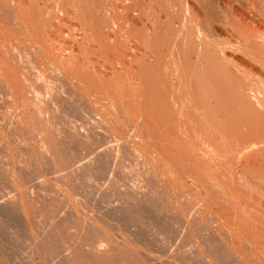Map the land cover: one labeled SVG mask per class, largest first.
<instances>
[{
	"label": "rangeland",
	"instance_id": "rangeland-1",
	"mask_svg": "<svg viewBox=\"0 0 264 264\" xmlns=\"http://www.w3.org/2000/svg\"><path fill=\"white\" fill-rule=\"evenodd\" d=\"M70 1L0 0V35H2L0 37V264H89L90 261V264H101L103 261H97L98 263L94 261L96 262L94 263L92 258L96 255L95 253L105 251L110 252L109 259L108 257L104 259V262H107L106 264H204L205 262L202 263L203 260H200V257L203 258L204 256L217 262L213 264H237L236 260L238 257L240 259V256L243 259L245 258L246 264L247 262L256 261L258 256H253L255 253L249 249V245H243L246 243L236 245L238 256L236 252L233 253L234 256L228 254L229 251L221 242H225V240H222L226 239L225 234L215 230L217 229L215 228L216 224L212 223V219L207 213L203 214V206L200 203L206 202L207 206L209 205L208 207L213 204L211 207L217 209L218 212L225 210L221 214H226L228 211L227 214L231 218L228 216L225 223L229 224L227 226L230 229L236 228L234 224L235 211L232 207H229L230 205L225 204L221 200L222 198L220 199L221 196L217 188L199 169L197 171L201 174V184L199 182L197 186L194 185L188 177L190 175L188 163L179 162L180 156L178 155V159L177 154L165 148L172 144H170L171 141L167 143L162 135L167 134V132H178L176 126L178 123L177 115L172 116L174 111L172 97L180 92L177 86L171 88L169 84L163 85L161 82L160 85L163 86L158 84L159 86L156 87L149 83L144 88H137L138 91L136 89L134 92V98L136 99L133 101V115L132 117H126L115 107H112L108 99L101 100L97 97L96 92L91 91L90 98L84 96L85 92L80 89L79 84L74 86L77 81L72 76L70 79L68 76L59 75L53 68L54 66L57 67L56 64L58 66L62 64L61 67H66V65L64 66L65 62L63 63L65 60L60 57L63 54L65 57L68 54L75 53L80 58L84 56L82 59L86 61H93L94 56L92 53H97V56L102 53V56H108L106 58L107 66H105L107 68L110 66L112 59H115L118 54H123V56L125 54L130 56L131 54L132 56L134 53L138 57V60L134 62L136 64L133 65L134 72H137V70L144 71L147 68L145 72L149 73V77L151 75L150 78L154 76L152 80L155 77L165 78L171 71V60H174V55L180 53L177 46L179 43L181 45L183 43V36L179 39L177 34L175 35L180 28L179 21L174 19L171 25L163 18L164 22L159 23L157 26L158 36L157 41L153 42L156 44L154 47L153 43H143L145 33L140 36L141 32L143 33L146 27H149V24L146 25L145 20L134 19L129 21L123 19L125 22L121 21L124 26L121 21H118L112 27L111 20H109L111 19L112 10L105 7L108 6V4L105 5L107 0H104L105 3H102L103 0H96L98 1L97 4L95 0H82L83 2L79 0L78 3L81 2L80 9L84 8L83 13L86 10L90 13L89 6L92 8L95 4L97 6L99 4L101 6L102 4L105 5L102 6L105 10L99 11L101 15L96 14L95 17L92 14L89 16L88 13H85L86 18L89 20L87 21L86 18L77 17V12L72 7L74 0ZM142 1L145 2L146 0ZM93 17L94 19H92ZM187 24L185 25V31L189 28ZM100 25L104 27L102 28ZM199 25H201L200 22L196 26ZM55 26L57 28L61 27L62 30L61 38H56V40L54 36L57 28ZM96 26L102 32L98 31ZM131 29L135 32L137 39L135 38V42L129 43V38L126 35ZM170 29H174L172 30L174 33ZM220 29L221 31L217 32L219 34L216 40L218 44L221 42L222 46L223 41L227 40L229 43L231 42L229 47L234 48L227 49L228 47L225 45L223 46L226 48L222 46L221 49L220 47H214L215 53L221 54L224 50L230 67L235 69L236 66V70H239V73H242L241 75L247 74L248 80L255 83L259 79V76H257L259 68H255L257 66L254 65L255 67L253 66L252 69L256 70L251 71V61L248 62L249 64L245 62L246 59L243 55L235 49L238 43L231 37V34H227L222 28ZM217 30L219 31V28ZM50 34L53 35L51 38ZM166 34L170 38L165 37ZM102 35L106 37H102ZM172 37L174 40L176 38L177 41L173 42ZM167 38L169 39L167 40ZM63 41L73 42L70 43L72 45H69L72 49ZM35 47L38 49L36 50ZM47 47L50 49L48 50ZM69 48L71 53H69ZM182 50H184L183 46L181 52ZM89 53H91V56ZM157 56L159 57L157 58ZM114 59L112 64L115 63ZM99 60L101 62L105 61V59L100 58ZM239 62L238 66L237 63ZM54 63L56 64L54 65ZM112 64L111 66L114 67L116 63ZM115 67L116 70L120 71L119 77L123 74L120 80L125 82L127 78L125 68L118 63ZM166 70L170 71L167 73ZM250 72L253 73L250 74ZM177 73L173 75L176 76ZM19 76L23 79L21 80ZM171 78H173V81L175 80L174 76ZM253 79L255 80L253 81ZM191 90H193V87H191ZM79 92L84 93L83 96ZM141 97H144V101ZM31 98L38 101L39 105H29ZM135 102L136 104H134ZM162 102L166 103L165 106H169H163L164 103ZM170 103L172 104L170 105ZM103 105L106 109H109L110 106L108 113L110 111L111 113L117 112L114 114L115 116L111 113L112 117L101 114L98 110L102 109L100 107H103ZM145 108L148 109L151 117L155 115L153 116L154 121L152 120L153 122L149 124L150 126L146 131L139 124L141 123L140 119L135 120L140 116L142 117L141 114H143ZM40 109L44 114H38ZM140 109L142 112H140ZM118 114L122 115L117 117ZM190 114L187 116L189 122H185L186 126H189L186 127L188 132L196 135V130L201 127L199 128L201 132L198 129V134L203 135L204 124H200L202 121L196 117L195 113H193L195 116ZM187 119L184 118V121H188ZM138 131H143V136L139 134L141 138L135 135L139 133ZM146 133L151 134L157 143H153L152 138L147 137ZM210 143L214 144V142ZM217 146L213 145V148H217ZM159 150L161 152L167 151L169 154L165 153L160 158L157 156ZM153 152L154 155H152ZM166 154H168V158L172 159H169L170 164L167 161ZM176 159L178 160L176 161ZM168 169L172 172H169ZM155 177L161 178L155 181ZM163 177H165L164 181ZM161 179L162 182H160ZM165 179L167 181L170 179V182H166ZM224 214L223 217H225ZM186 223L190 224L191 230L185 226ZM230 229L227 228L228 231ZM234 229H231L230 232L236 237L240 235L239 237H242L245 241L244 238L246 237ZM210 241L213 245H208L212 244ZM81 243L84 244L81 245ZM209 247L212 248H210L211 251ZM124 250L127 252L126 255L129 254L125 255L127 260L120 259L123 261L121 263L120 260L116 259L120 257L117 255ZM207 251L210 252L207 253ZM74 260L75 262H73Z\"/></svg>",
	"mask_w": 264,
	"mask_h": 264
},
{
	"label": "bare ground",
	"instance_id": "bare-ground-1",
	"mask_svg": "<svg viewBox=\"0 0 264 264\" xmlns=\"http://www.w3.org/2000/svg\"><path fill=\"white\" fill-rule=\"evenodd\" d=\"M98 1H100V0H98ZM98 1H96V4ZM70 2H72V0ZM78 2H79V0H77V1L74 0L73 4L71 3L72 7L77 12V13L75 12L77 14V17L85 19L86 18L85 13H88V12H86L88 10H86L85 13H83L82 10L84 8L80 9L79 6H80L81 2L80 3H78ZM103 2H104V0L102 1V3ZM96 4H95V6H92V8H91V6H89L90 7V11H89L90 13H88L89 16H90V14H92L95 17H96V14L101 15V13H99V11L100 10L104 11L105 8H103V7L108 4V6H105V7H107L108 10H112V15L110 16L111 19H109V18H107V19L111 20L112 27L114 24L116 25L118 21H121V20L124 21L123 19L129 20V21L134 20V19L145 20L147 23L146 25L149 24V27H146L145 31L143 33L141 32L140 36L145 33V36H144L145 38L144 39L142 38L143 40L142 39L141 40L143 41V43H147V44H151L153 42L155 43L157 41V36H158L157 35V26L159 25V23L164 22L163 18L166 19L165 21H167L171 25L173 24L174 19H177V21H179L178 23H180V26H179L180 28L177 31V33H175V35L177 34L179 39L183 36L182 37L183 43H182V45H181V43H179V45L177 46L180 53L177 52L178 54H176L174 52L177 56L174 55L176 58L174 57V60H171V63H170V65L172 66L173 71H174L173 74L178 72L176 74V76L172 74L173 71H172V68H170L171 66L169 65V68L171 70V71L170 70L169 71L172 74V76L175 77L176 81L175 80L173 81V78H171L172 76H170L171 75L170 73L166 76L164 75L165 78L164 77L163 78L155 77L154 80H152V78L154 76L152 78H150L151 75H150V77L148 76L149 73L145 72L147 68L144 71H138L137 70V72H134L133 65L136 64L134 62L136 60H138V57L133 52H132L133 53L132 56H131V54H130V56L128 55L129 59L127 58L128 56L126 54H125V56H123V54L122 55L118 54L115 57V59L113 58L115 60V63H116V64L113 63V64H115V66H117V63H118L119 65H121L122 67L125 68V74L127 77L125 82H122L120 80V77L122 79L123 74H121L119 77L120 71L116 70L115 66H114L115 68L113 66H111L113 59H112V61L110 60L111 61L110 66L106 68L105 67V66H107V64H106L107 59L106 58L108 56L104 57V55L102 56V53H99V52H98L99 53L98 56L96 55L97 53L95 54V53H92L93 51L91 52L92 55L94 56L93 61H88V60L86 61L85 59H82L84 56L82 58H80V57H78L79 55L77 56V55H75V53L68 54L65 57H64V54L60 55L61 59L65 60V61H63V63L65 62L64 66L66 65V67H63V66L61 67L62 64L60 66H58V64L54 63V65L56 64L57 67L54 66L53 68H55V71L59 75L68 76V77H70V79L72 76L73 79L75 81H77V83L74 84V86L79 84V86L81 88L79 86L78 87L85 92V94L82 92H79V93H81V95L84 94V96H87V98H90L89 97L90 92L91 91L96 92L95 94H98L97 97L101 98V100L102 99L104 100L105 98L108 99L110 101V105L112 107H115L120 113L124 114L126 117H132V115H133V113H132V111L134 110L133 109V107H134L133 101L136 99V98H134V95H135L134 92L137 88L138 89L144 88L149 83L152 84L153 86L158 87L161 82L163 83V85L169 84L171 86V88H176L174 86H177V88L180 89V92H179V94L177 93L178 95L175 94L176 96L172 97L174 108H175V109L173 108L174 111L172 110L173 111L172 116L174 117L177 115L176 119H177L178 123L176 124V126H177L178 132H175V133L167 132V134L163 133L164 135L161 134L162 136H164L167 143H168V141L172 142V143L170 142V144H172V145L171 146L169 145L170 149H169V147H165V148L168 151L171 150L175 154H177V158L179 155L180 156L179 157L180 159L178 158L179 162L183 161V162L188 163L189 168H190L189 169L190 175L188 177L192 180L194 185L197 186L199 184V182L202 180V179H200L201 174L197 171V169H199L201 172H203L205 174V176L217 188V190L221 196L220 199L222 198L221 200H223V202H225V204H227L228 206L230 205L229 207H232L233 211H235L234 217L236 216L235 217L236 219H234L235 220L234 224H235L237 229L236 228L235 229L231 228V229L236 230V232L238 231L239 234L241 232V235L243 234L246 237V238L243 237L245 239V241H243L242 237H239L240 235H237V237H236L232 232H230L231 229L229 228V226H227L229 224L225 223V219H228V216H229L227 214L228 211L226 212V214H224V213L221 214V212H223L225 210H223V211L221 210V212H218L217 209H215L214 207H211L213 204L210 207H208L209 205L207 206L206 202H201V200H199L201 202L200 204L203 206V209H202V212L204 211L203 214L207 213L211 217L212 223L216 224L215 228H217V229H215V230H219L221 233L225 234L226 239H222V240H225V242L224 241H221V242H223V245H225V247L229 251L228 254L232 256L233 253L236 252V248H237L236 245L239 246V245H242L241 243H246L243 245H249V249H251L255 253V255H253V256L254 257L256 255L258 256V259L256 258V261L254 260L253 262H249V263L247 262V264H253V263L264 264V0H146L145 2L142 0H107L105 5L102 4L103 7L100 4H99L100 6L99 5L97 6ZM177 8H178V11H177ZM29 10H31V9H29ZM174 11L177 13H175ZM28 12H30V11H28ZM52 12H53V10H52ZM136 13H138V14H136ZM92 15H91V17H92ZM91 17H90V19H91ZM92 19H94V17ZM86 20L89 21L87 18H86ZM122 21H121V24L124 26ZM135 21H137V20H135ZM94 22H96V21H94ZM199 22L201 25L196 26L199 24ZM186 23H188L187 26L189 25V28L187 29V31H185L186 30V28H185ZM44 24H46V23H44ZM104 24H106V23H104ZM109 24H110V22H109ZM190 26H191V28H190ZM100 27H102V26L100 25ZM107 27L109 28V26H107ZM60 28H57V30L55 31L56 32V34L54 36L55 40H56V38H61V36H62V30ZM96 28H98V27L96 26ZM114 28H115V26H114ZM218 28H219V31L217 30ZM220 28L224 29L227 34L228 33L231 34L232 35L231 37H233L235 39L236 43H238L236 45L237 47H235V49H236V51H238V53H241L243 55L244 59H246V61L245 60L244 61L247 63L249 61H251L250 62L251 63L250 70L251 71L254 70V69H252L254 65L257 66V67L254 66L255 68H257V69L259 68V73L257 74V76H259V79L256 80L255 83L251 82L252 80L251 81L248 80L247 74L244 73V75H241L242 73L241 72L239 73V70H236V66H235V69L233 67L232 68L230 67L229 63H227V62H229L227 55H225V52H223L224 50H222L221 54L215 53L214 47L215 48L220 47V49L222 48L223 45L227 46L228 47L227 49L232 47V46L229 47V44L231 42L229 43L227 40L225 42L223 41L222 46H221L220 41H219L220 42L219 44H218V41H216L219 37L218 33L221 31ZM122 29H120V30L122 31ZM170 30L172 31L174 29H170ZM98 31H100L99 28H98ZM107 31H108V29H107ZM115 31H116V29H115ZM100 32H102V31H100ZM100 32H99V34H100ZM127 33H128V31H127ZM167 33H168V31H167ZM171 33H170V36L172 35ZM226 33H225V35H227ZM114 34H116V33H114ZM118 34H119V32H118ZM168 35H169V33H168ZM1 36L2 35H0V37ZM49 36H50V38L52 37L51 34ZM103 36H105V35H102V37ZM126 36H128V38H129L128 39L129 43L135 42L134 40L136 37H135V32L133 31V29H131L130 32L128 33V35H126ZM166 36H167V34L165 35V37ZM170 36H167V37L170 38ZM111 37H113V36H111ZM173 37H172V39L174 42L176 40V38L174 40ZM169 38H167V40ZM92 39H93V37H92ZM116 39H118V38H116ZM97 40H99V39H97ZM182 40H181V42H182ZM48 41H47V43H48ZM88 41H90V40H88ZM63 43L69 46V45H72L70 43H73V42L69 41V43H68V41H63ZM52 44H50V45L52 46ZM114 44H117V43H114ZM32 45H34V44H32ZM39 45H40V43H39ZM98 45H99V43H98ZM155 45L156 44H154V47H155ZM182 46H183L184 50H182V52H181ZM42 47H40V49H42ZM69 47H71V46H69ZM85 48H83V49H85ZM224 48H226V47H224ZM232 48H234V47H232ZM37 49L38 48H36V50ZM49 49L50 48H48V50ZM71 49H72V47H71ZM62 50H64V49H62ZM69 50H70V48H69ZM127 50H128V48H127ZM97 51H99V50H97ZM183 51H185V52H183ZM69 53H71V50ZM91 53H89L90 56H91ZM38 54H39V52H38ZM59 54H58V56H59ZM218 55H220V56H218ZM43 56H44V54H43ZM50 56H52V55L50 54ZM158 57L159 56H157V58ZM49 58H51V57H49ZM88 58H91V57H88ZM99 58L102 60L105 59V61L103 60V62H101L99 60ZM226 58H227V60H226ZM237 64L239 66L240 62ZM68 66H71L72 69H71V67H68ZM238 66H237V68H238ZM58 67H60V68H58ZM78 68H80V69H78ZM117 69H118V67H117ZM9 71H10V69H9ZM39 71H40V68H39ZM169 71H167V73ZM154 72H156V71L154 70ZM253 72H250V74ZM122 73H124V72H122ZM125 74H124V76H125ZM181 74H184V75H181ZM255 75H254V78L256 77ZM155 76H156V74H155ZM20 79H21V77H20ZM65 79H66V77H65ZM70 79H68V80H70ZM73 79H72V81H73ZM124 79H125V77H124ZM254 80L255 79H253V81ZM12 84H13V82H12ZM163 85H160V86H163ZM191 87H193V90H191ZM138 89L136 91H138ZM91 94H92V92H91ZM56 97H57V95H56ZM144 97L143 98L141 97L142 101H144ZM169 99H170V97H169ZM162 100H163V98H162ZM164 102H166V101L164 100ZM164 102H162V103H164ZM105 103H109V102H105ZM30 104L32 106L39 105V102L36 101L35 99H32L29 101V105ZM134 104H136V102ZM165 104L166 103H164L163 106H165ZM171 104L172 103H170V105ZM104 106L105 105H103V107H100L102 109L98 110L101 112V114H104L105 116H111V117H112L111 114H113V116H115L114 114L117 112L111 113V111H110V113H111L110 114V113H108V111L110 110V106H109V109H106ZM168 106H165V107H168ZM146 109L147 108H145V110H143L144 112H143V114H141L142 117L139 115L140 117L135 119V120L140 119L141 123H139L138 121H136V122L141 124V126L144 128L143 129L144 131H146V129H148V126H150L149 124L154 121L153 116H155V115H152V117H151V114L148 112V109L147 110ZM26 111H28V110H26ZM140 112H142L141 109H140ZM165 112L167 113L168 111H165ZM187 113H189V114L195 113L196 117H198V119L203 122V123L201 121H200L201 123L199 122L200 124H204V128H203L204 132L202 133L203 135L198 134L199 130H200L199 128H201V127L198 128L199 130L197 129L198 131L196 130V132H197L196 135L192 134V132H190V133L188 132L187 128L189 126L187 127L186 123L189 122V120L187 119V116L189 114L187 115ZM38 114L42 115V114H44V112L41 111V109H40ZM122 114H118L117 117H119V115H122ZM195 114H193V115L195 116ZM5 116H6V113H5ZM25 117H24V119H25ZM191 117H193V116H191ZM27 118H28V116H27ZM184 118H186L188 121H186V120L184 121ZM182 119H183V121H182ZM198 119H195V120L197 121ZM111 122H113V121H111ZM196 124H198V123H196ZM196 124H195V126H196ZM136 127H138V126H136ZM162 129H164V128H162ZM141 130H142V128H141ZM111 131H113V130H111ZM149 131H151V130H149ZM138 132H139L138 134H135V135H137V137L139 136V134L142 135L143 131H138ZM200 132H201V130H200ZM134 133H136V132H134ZM146 134L148 135L147 137L152 138V140L154 141L153 143H155V144L157 143L155 138H153L151 136V134L150 135L148 133H146ZM44 138H45V136H44ZM164 138H162V139L164 140ZM170 138H172L174 141L171 140ZM119 139H120V137H119ZM160 141H161V138H160ZM215 141H217V142H215ZM210 142H214V144H212ZM215 143H217V144H215ZM213 145L214 146L218 145V146H217V148L216 147L213 148ZM164 146H166V145H164ZM167 146H168V144H167ZM138 150H140V149H138ZM157 153H158L157 156L161 158V156H163L165 153H168V152L167 151L161 152V150H159ZM168 154H166V157ZM152 155H154V152ZM170 156H172V155H170ZM169 159H170V157L167 160L168 162L170 160H172V159H170V160ZM178 159H176V161ZM170 162H169V164H170ZM166 164H168V163H166ZM172 168H173V166H172ZM179 168H180V166H179ZM202 169H204V170L202 171ZM169 172H172V171L169 170ZM149 173L151 174V172H149ZM173 174H174V172H173ZM162 175H164V174H162ZM152 176H154V175H152ZM158 178L160 179L161 177H158ZM158 178H156L155 181H158L159 180ZM164 178L165 177L162 178L163 181H164ZM162 179L160 182H162ZM165 181L170 182V179L168 181L165 179ZM200 184H201V182H200ZM21 203H23V202H21ZM173 208H174V206H173ZM223 214L226 218L223 217ZM50 217H52V216H50ZM229 218H231V217L229 216ZM234 220H233V222H234ZM211 225H210V227H211ZM185 226L191 230L189 223H186ZM207 226H209V225H207ZM227 228L230 230L228 231ZM100 230H101V228H100ZM228 232H229V234H228ZM32 234H33V232H32ZM213 234L215 235V233H213ZM127 240H129V239H127ZM211 241L213 242V240H211ZM211 241H210V243H212ZM41 243H42V241H41ZM83 244L81 243V245H83ZM195 245H196V243H195ZM204 245H206V244H204ZM208 245H213V243L208 244ZM233 245H235V246H233ZM197 246H198V244H197ZM210 248L211 247H209V250H210ZM241 250H243V249H241ZM210 251H207V253ZM109 253H110L109 251L108 252L105 251L103 253H95L96 255L95 256L93 255L94 258H92L93 262L94 261H96V262L97 261H101V262L103 261V263L106 264L107 262L105 263L104 259H106L107 257L109 259ZM126 253L127 252H125V250L122 251L119 255H117V256H120V257H118L119 259L115 256L117 258L116 260L119 261L120 259L121 260L126 259V257H125ZM236 253H235V257H236ZM241 253H243V252L241 251ZM200 255L202 256L201 252H200ZM200 255H199V257H200ZM209 255H210V253H209ZM75 256H74V258H75ZM237 256H238V253H237ZM240 257H241L240 259H239V257L238 258L236 257L237 258V260H236L237 264H246V261L244 260L245 258L243 259L242 256H240ZM200 260H203L202 263L205 262L207 264H213L215 262L211 258H207V257L205 258V256L203 258L200 257ZM73 262H75V260ZM90 262H89V264H90ZM96 262H94V263H96ZM122 262L123 261H121V263ZM103 263H101V264H103ZM130 263H132V262L130 261ZM215 263H217V262H215Z\"/></svg>",
	"mask_w": 264,
	"mask_h": 264
}]
</instances>
